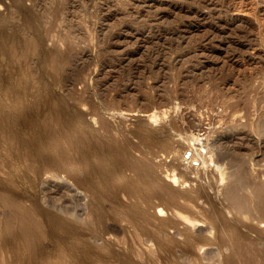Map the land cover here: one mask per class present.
<instances>
[{"label": "rangeland", "instance_id": "rangeland-1", "mask_svg": "<svg viewBox=\"0 0 264 264\" xmlns=\"http://www.w3.org/2000/svg\"><path fill=\"white\" fill-rule=\"evenodd\" d=\"M100 118L154 163L148 182L119 154L76 165L61 138L76 122L102 135ZM240 147L252 180L241 193L253 196L264 186V0H0V264H264L258 200L240 216L213 211L228 205ZM225 149L235 152L221 160ZM115 161L121 188L104 171Z\"/></svg>", "mask_w": 264, "mask_h": 264}, {"label": "bare ground", "instance_id": "bare-ground-1", "mask_svg": "<svg viewBox=\"0 0 264 264\" xmlns=\"http://www.w3.org/2000/svg\"><path fill=\"white\" fill-rule=\"evenodd\" d=\"M60 105H57L56 106V109L57 110H60ZM55 116H50V118H48L47 120V124H49L50 123V120H53V118H54ZM103 120H101V118H100V120H98V121H101L99 124H100V127H99V129L101 130H98V132L99 133H102V135H99V134H94V135H92L91 133V131L93 130H90V132L91 133H89L88 132V129L87 130H85L84 129V126L86 125V123H84V126H83V124H81L80 122V124L81 125H78V124H76L75 123V125H74V128H73V132L72 133H70V137H68V138H65V137H62L61 138V142L63 143V145L64 144H68V147H72L73 148V151H74V154H75V161H76V165L77 164H81L83 161H85V160H90V157H92L93 155H95V154H97L98 156H99V154H101V152L102 151H106V153L108 154L109 153V156H111V158H114V157H112V155H114L115 154V156L116 155H122V158L124 157V156H126V162H124L123 164L124 165H122V166H124V167H127V169H130L131 171H133L134 172V176H138V177H140V176H143L144 177V179L148 182L151 178H150V175H146V174H148V170L147 169H149L150 168V166L152 165V161L151 160H146L145 158V160H142V158L140 159H138V158H135L134 156H133V151H135L134 150V148H136L135 146L133 147V146H131V143H130V141H128L127 139H124V138H122L123 140H125V142L127 143V144H129L130 145V148H126V149H124L119 143H120V140L119 139H116V138H109V134H110V130L112 129V127H110L111 125L110 124H108L106 121L107 120H104V118H102ZM82 120V119H81ZM97 121V122H98ZM82 122V121H81ZM84 122H86V121H84ZM89 125V124H88ZM47 127H48V125H47ZM86 127V126H85ZM89 127V126H88ZM87 127V128H88ZM98 129V128H97ZM60 129H55V130H53V132L54 133H60ZM95 132H97V131H95ZM95 132H93V133H95ZM62 133V132H61ZM167 134V133H166ZM170 137V136H169ZM224 137H226V136H224ZM227 137H230L229 135L227 136ZM109 138V139H108ZM163 138H165V137H163ZM64 139V140H63ZM151 139V140H150ZM160 140L162 139V138H159ZM223 139V138H222ZM225 139V138H224ZM227 139H230V138H227ZM148 140H150V142H154L155 140H158V138H156V136H155V138H153V137H151V138H149ZM163 140V139H162ZM159 141V140H158ZM119 142V143H118ZM169 142V141H168ZM168 142H166L167 144L165 145V146H167V148L168 147H170L169 146V144H168ZM170 143V142H169ZM173 143H174V141H173ZM177 144V143H176ZM163 145V144H162ZM161 145V146H162ZM171 145V144H170ZM181 145V144H180ZM164 146V145H163ZM173 147H174V144L172 145ZM171 146V147H172ZM63 147L62 146H59V149H62ZM166 148V149H167ZM237 148V147H236ZM235 148V149H236ZM161 149H162V147H161ZM169 149H171V148H169ZM173 149V148H172ZM180 149V148H179ZM232 149H234V147L232 148ZM231 149V150H232ZM155 150V149H154ZM177 150V149H176ZM227 149H225V150H223L222 151V154H221V160H226L227 159V157L229 156V154H232L233 152H235L236 151V154H237V156H235L234 157V159L233 160H227L228 161V167H229V170L230 171H234L235 169H239V176L237 175V177L236 178H234V179H230L231 181H229V183L226 185V186H223L224 188L222 189L223 190V195H224V198L225 199H228V205H225V206H222V207H220V209H218L219 208V205L218 206H215L214 207V212L217 210L220 214H222L223 215V213H225V210L227 209V210H229L230 208H232V209H234V210H236L235 211V213L237 212V214L239 213V216H240V214H242V213H244V212H246V210L248 209H250V202L254 199V198H256L257 200H258V206H259V208L261 209V215H260V217H259V221H264V186H262V185H260V184H258V187H257V190H256V193H254V195L253 196H247V195H243L242 193H241V191L246 187H248L251 183H252V180L250 179V177H249V175H248V171H247V169H246V167L244 166V155H243V153L241 152V147L240 148H238V150H235V151H232V153L230 152V151H226ZM136 151H137V149H136ZM139 151V150H138ZM172 151H174V150H172ZM172 151H170V152H172ZM179 150H177L176 151V153H179L178 152ZM105 152H104V154H106ZM152 153V152H151ZM104 154H102V155H104ZM154 154V153H153ZM156 154V153H155ZM235 154V155H236ZM96 155V156H97ZM145 155V154H144ZM169 155V154H168ZM109 156H107V157H109ZM148 156V155H147ZM151 157H152V155H150ZM149 156V157H150ZM156 156V155H155ZM176 156V155H175ZM178 156V155H177ZM103 157H105V155L103 156ZM106 157V158H107ZM118 157H121V156H118ZM146 157V156H145ZM102 158V157H101ZM106 158H104L103 160H105ZM110 158V157H109ZM109 158H108V160H109ZM125 158V157H124ZM152 158H154V157H152ZM169 159V158H168ZM171 159H173V158H171ZM107 160V159H106ZM107 160V161H108ZM125 160V159H124ZM123 160V161H124ZM154 160V159H153ZM122 161V162H123ZM104 162V161H103ZM113 162V161H112ZM105 163H106V161H105ZM104 163V164H105ZM107 163H109V162H107ZM106 163V164H107ZM119 163V165H117L116 164V161H115V164L116 165H113V167H110V168H107V170L105 169L104 171H106V172H108L107 174L108 175H110L111 176V181H113L114 180V183H118L119 185H120V187L119 188H121V187H123V185L125 184H122L121 182H122V179H121V174H120V169L122 168V166L120 167V162H118ZM100 164V163H99ZM102 164V163H101ZM111 164H114V163H111ZM110 165V164H109ZM108 165V166H109ZM153 165H154V163H153ZM93 165L91 164V165H89L88 164V167L86 168V171L87 172H90L92 169H93V167H92ZM107 166V165H106ZM112 166V165H111ZM102 169H103V167H102ZM122 169H124V168H122ZM100 172V171H99ZM121 172H122V170H121ZM232 172H231V175H232ZM106 175V174H105ZM107 175V176H108ZM211 176H214V175H211ZM143 177H142V179H143ZM205 177V176H204ZM231 177H233V175L231 176ZM139 179V178H138ZM137 179V180H138ZM140 179H141V177H140ZM203 179V178H202ZM212 179H214L213 177H212ZM206 180V179H205ZM78 181V183L80 184V185H85V180L83 179V178H80L79 177V179L77 180ZM124 181V180H123ZM142 181V180H141ZM144 181V180H143ZM206 182H207V180H206ZM87 183V185H90V183L87 181L86 182ZM214 184V180H211L210 182H209V185H213ZM217 184V183H216ZM79 185V186H80ZM118 185V186H119ZM202 185V184H201ZM125 186V185H124ZM136 186H137V183H136ZM202 186H205V185H202ZM206 186H208V185H206ZM81 187V186H80ZM207 188V187H206ZM209 188V187H208ZM137 189H139V187L137 188ZM207 190V189H206ZM245 190V189H244ZM164 191V190H163ZM197 191V190H196ZM209 191V190H208ZM208 191H205V187L204 188H200V189H198V191H197V193L198 194H206V195H208L207 193H208ZM136 192H137V190H136ZM205 192H207V193H205ZM194 193V192H193ZM196 193V194H197ZM194 196H198V195H194ZM205 196V195H204ZM209 196V195H208ZM207 196V199L208 200H213L214 199V197L213 196H211V197H213V198H211V197H208ZM207 200V201H208ZM217 200H219V199H217ZM221 201V200H220ZM226 201V200H225ZM210 201H208V203H209ZM217 202V201H216ZM212 203H214V200H213V202ZM218 204V203H217ZM214 205V204H213ZM222 205V204H221ZM220 205V206H221ZM216 207H218V208H216ZM213 208V207H212ZM231 209V210H232ZM226 210V211H227ZM79 211V210H78ZM212 211V212H213ZM79 212H81V211H79ZM218 213V214H219ZM226 214V213H225ZM94 216V215H93ZM237 216V215H236ZM90 220H93V218H90ZM232 220H228V222H224L223 223V221H222V225L221 224H219V225H221L220 227L222 228V227H224V226H226V227H230L231 228V226H230V224L232 223L233 224V221L235 222V220H233L232 222H231ZM226 223H228V224H226ZM236 224V223H235ZM217 226V225H216ZM63 228H64V230L67 232V233H70V234H72V233H74L75 232V230H76V226L75 225H72V224H65L64 226H62ZM218 227V226H217ZM245 227H250V228H254L255 226L253 225V224H248L247 226H245ZM220 228H218L217 229V231H222V230H226V228L224 227V229L222 228V229H220ZM228 229V228H227ZM229 230V229H228ZM239 233H236V234H239V235H241L242 233H243V231H242V228H240V230L238 231ZM235 237H237V235H235ZM239 237V236H238ZM241 237V236H240ZM227 239V238H226ZM231 239V238H230ZM233 240H235V239H233ZM237 241V240H236Z\"/></svg>", "mask_w": 264, "mask_h": 264}, {"label": "built area", "instance_id": "built-area-1", "mask_svg": "<svg viewBox=\"0 0 264 264\" xmlns=\"http://www.w3.org/2000/svg\"><path fill=\"white\" fill-rule=\"evenodd\" d=\"M192 157H194L192 150H188V151L184 152V154L182 156L183 160H185V161L190 160Z\"/></svg>", "mask_w": 264, "mask_h": 264}]
</instances>
